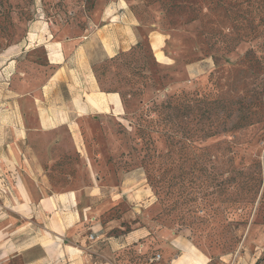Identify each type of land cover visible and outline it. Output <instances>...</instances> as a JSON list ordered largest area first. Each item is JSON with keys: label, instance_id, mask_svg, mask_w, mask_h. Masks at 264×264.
Listing matches in <instances>:
<instances>
[{"label": "rangeland", "instance_id": "rangeland-1", "mask_svg": "<svg viewBox=\"0 0 264 264\" xmlns=\"http://www.w3.org/2000/svg\"><path fill=\"white\" fill-rule=\"evenodd\" d=\"M8 1L0 6L1 28L13 35L8 41L0 39V144L11 138V128L4 124L18 119L15 136L23 139L24 150L45 155L50 149L54 158L48 162L56 161V151L60 152L52 164V174L60 178L55 192L80 190L85 204L93 187L90 181L98 177L101 223L112 220L110 226L116 228L111 232L117 235L140 223L148 228L145 249L131 245L112 251L116 264H167L176 252L159 245L175 235L188 239L202 258L206 256L207 264H264V0ZM28 10L31 20L21 15ZM105 24L113 25L109 33L120 45L110 57L103 56L101 39L96 40L99 31L109 29ZM3 33L0 30V36ZM68 37L95 40L92 68L101 91L116 90L122 83L123 92L141 91L128 99L127 106L120 98L121 114H115L117 109L93 112L86 119L82 129L93 168L83 164L67 127L40 129L42 103L35 104L29 94L35 86L20 88L34 80L38 88L42 86L52 69L47 44ZM138 43L144 49L136 65L135 59L130 66L103 73L112 57ZM149 49L156 67L151 66ZM133 67H139L136 73ZM176 94L211 100L215 118L227 110L234 116L208 140L203 139L207 122L199 101L184 113L182 125L177 119L166 128L148 126L147 118H159L153 102L161 104ZM165 112L176 115L170 109ZM254 112L258 115L254 114L253 125L231 129L238 113ZM148 147L156 153L170 152L172 187H164L159 196L141 162ZM254 159L262 161L263 183L245 221L240 219L238 172ZM156 176L163 180L161 172ZM166 191L172 193L170 199Z\"/></svg>", "mask_w": 264, "mask_h": 264}, {"label": "crops", "instance_id": "crops-1", "mask_svg": "<svg viewBox=\"0 0 264 264\" xmlns=\"http://www.w3.org/2000/svg\"><path fill=\"white\" fill-rule=\"evenodd\" d=\"M105 25L109 29L99 31L96 40L101 39L103 56L110 57L120 50V45L109 33L113 25ZM93 41L68 37L47 44L48 60L55 65L49 78L39 88L37 80L20 86H35L29 94L35 104L42 103L37 117L40 129L67 127L74 149L87 168L94 166L82 129L86 119L93 112L101 115L117 109L116 115L122 113L119 93H107L98 86L92 68ZM4 125L11 128V138L0 144V264H116L112 251L131 245L145 249V237L150 232L143 223L119 235L111 232L116 228L110 226L112 220L101 223L98 177L90 181L93 187L85 204L80 190L55 192L60 178L52 174V164L60 152L56 151V161L48 162L54 158L50 149L40 155L22 148L23 139L16 138L14 130L20 126L18 119ZM59 142L65 146L63 138ZM68 179L73 181L74 177ZM159 246L167 247L166 252H176L167 264H207L206 256L202 258L182 236L175 235L169 243Z\"/></svg>", "mask_w": 264, "mask_h": 264}, {"label": "trees", "instance_id": "trees-1", "mask_svg": "<svg viewBox=\"0 0 264 264\" xmlns=\"http://www.w3.org/2000/svg\"><path fill=\"white\" fill-rule=\"evenodd\" d=\"M9 2L8 0H0V6L4 5V3ZM23 2L31 3V0H23ZM21 15L25 16L26 19L31 20L33 18V15L30 13V11L22 12ZM10 21V20H8ZM3 23H6V19L3 20ZM2 21H0V30L4 33L0 36V39L2 40H9V38H12L13 35L6 31L5 28H1ZM144 49V46L142 43H138L136 46L132 47L129 52H121L116 54L114 57H112L107 64L103 66V73L106 72L109 68H118L124 65L130 66L132 62L136 63L138 62L137 56L141 53V51ZM149 56H150V63L151 66L156 67L158 66V63L153 57V51L152 49H149ZM50 67L54 69L55 65L52 66L50 64ZM139 67H133V72L136 73V69L138 70ZM94 72V71H93ZM96 75V73H95ZM135 75V74H134ZM97 78V76H96ZM128 79V81H130ZM98 84H99V77L97 78ZM122 83L121 87H123ZM130 85V83H129ZM137 81L134 80V87H136ZM116 88V90L106 89L104 88V92L107 93H119L120 97L122 99V102L128 105V99H130L134 94L135 96L139 94L141 91H138L135 89V93L133 91L131 92H123L122 89ZM198 101L200 103H203L205 110L203 112V115H205V120L207 122L206 127L204 128L205 133L203 139H207L217 136L218 135V129L220 127L225 126V122L229 121L233 116L234 113L230 110H227L225 113H223L222 118H215L213 115H211V112L213 110V102L209 99L202 100L197 99V97L194 94H176L171 95L168 97V99L163 100L161 104L154 101L153 102V108L152 110L158 111V119H150L147 118L145 121L148 122V126H157V125H163V128H166L170 124V121H176L177 119H180L181 125L183 124V120L181 119L186 111L189 109L191 110L193 104H198ZM170 109L172 112H165L166 110ZM182 111V112H180ZM251 114V115H250ZM258 115L256 112L254 113H246L245 115L237 114L238 122L232 126L231 129L238 130L241 128H245L247 126L253 125L252 119L253 116ZM223 124L221 125V123ZM179 124V121L177 122ZM225 128V127H223ZM146 129H142L144 131ZM141 131V132H142ZM168 146L170 145V141L168 140ZM233 149V148H232ZM170 156L169 150L167 152L162 153H156V150L153 149H146L145 155L142 159V163L147 171V177L148 181L150 182L151 186L153 187L154 192H156V195L159 196L161 190L165 188L170 189L172 187V180L173 176V168L171 166V163L168 162L167 157ZM60 158V157H59ZM58 158V159H59ZM57 159V160H58ZM158 164V169L156 170L155 167ZM242 168L239 169V184H240V202L242 204L243 212L240 214V219L248 221L249 217L251 215V207L255 205V202L261 192V186L263 183V167H262V161L260 159H254L251 161L250 166H247L245 163L242 164ZM250 170V171H247ZM161 172L162 179H159V177L156 176V172ZM185 174V172H184ZM182 178L184 179L183 174H181ZM183 184V181H181ZM228 183V182H227ZM166 195L169 196L168 199L171 198L172 193L169 191H166ZM169 212H172V209H168ZM233 237L229 239L228 244L232 245Z\"/></svg>", "mask_w": 264, "mask_h": 264}, {"label": "built area", "instance_id": "built-area-1", "mask_svg": "<svg viewBox=\"0 0 264 264\" xmlns=\"http://www.w3.org/2000/svg\"><path fill=\"white\" fill-rule=\"evenodd\" d=\"M158 258H159V256H158Z\"/></svg>", "mask_w": 264, "mask_h": 264}]
</instances>
